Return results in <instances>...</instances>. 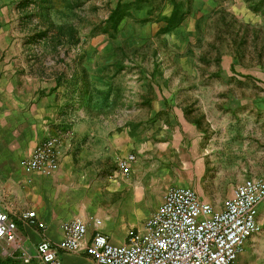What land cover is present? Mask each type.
<instances>
[{
  "label": "rangeland",
  "instance_id": "1",
  "mask_svg": "<svg viewBox=\"0 0 264 264\" xmlns=\"http://www.w3.org/2000/svg\"><path fill=\"white\" fill-rule=\"evenodd\" d=\"M163 1L0 0V101L32 105L54 97L47 108L68 121L53 124L62 129L49 138L57 137L62 143L77 131L80 141L86 142L87 134L93 132L98 142H92L90 148L95 153L102 143L99 135H113L121 127L116 124L118 119L133 116L134 109L123 105L140 95L151 97L152 87L160 83L193 86L197 93L182 94L192 101L216 98V93H201V86L234 85L239 87L238 99L264 102V0H176V22L186 23L174 32L178 40L175 49L167 42L156 43V31L151 28L172 8ZM172 9L173 13L175 7ZM141 37L146 38L143 44ZM156 53H175L183 60L171 75L166 72L156 78ZM182 65L195 70V76L184 75ZM228 94L231 91H226L225 97ZM260 106L252 110L256 115L250 123H258L264 115ZM98 118L105 122L111 118V123ZM73 119L76 124H71ZM261 143L257 142L255 150H237L239 159L246 162L249 155L262 152ZM226 144L233 147L232 141ZM115 165H109L114 172ZM171 167L181 170L183 165L178 162ZM254 175L261 174L214 173L213 179L222 178L224 186L193 189L198 195L224 199L231 191L226 188L227 181ZM195 181H200L198 175ZM155 193L152 189L145 202L137 205L141 209L137 224L144 223L159 206ZM124 207L132 209L135 204L126 202ZM262 219V231L246 243L236 264H264V214Z\"/></svg>",
  "mask_w": 264,
  "mask_h": 264
},
{
  "label": "crops",
  "instance_id": "2",
  "mask_svg": "<svg viewBox=\"0 0 264 264\" xmlns=\"http://www.w3.org/2000/svg\"><path fill=\"white\" fill-rule=\"evenodd\" d=\"M165 3L174 8L177 1L164 0L163 5ZM172 8L170 12L165 10L163 18L158 17V22L151 28L156 31V43L167 42L175 49L178 40H175L174 32L186 21L173 26L169 21ZM142 38L139 40L143 44L146 38ZM182 60L175 53H156L159 65L156 78L166 72L171 75L177 70V62ZM182 66L184 75L195 76V70ZM238 88L234 85L227 88L201 86V93H216V98L192 101L182 94L197 93L193 86L164 83L153 86L151 97L140 95L134 102L128 101L126 106L123 105V108L134 109L133 116L118 119L116 124L121 127L113 135L110 132L99 135L102 143L97 148L100 151L95 153L90 148L94 145L92 142H98L91 131L86 142L80 141L77 131L72 132V137H64L60 143V166L51 177H28L19 163L40 141L60 134L56 132L62 128L55 129L53 124L67 123L68 119H60L56 112L47 108L53 104L50 100L54 101V97L42 98L32 105L29 102L0 101V208L15 220L20 238L14 245L0 243V264H39L38 245L48 241L56 246L64 237V225L75 220L88 225L84 244H90L98 230L111 243L124 244L131 229H144L147 214L145 222L137 224L136 217L141 212L137 205L145 202L152 189L156 190L155 196L157 194L160 204L163 193L171 186L218 189L224 180L213 179L214 173L261 174L244 179L238 176L227 181L226 188L231 191L224 199L199 194L216 210L223 209L224 201L233 195L241 182L264 173V102L238 99L239 95H235ZM226 91H231L227 97ZM258 105H261L263 116L258 123H250L249 119L256 115ZM51 109L56 111L53 107ZM98 119L111 123V118H106V122L104 118ZM76 122L73 119L71 124ZM231 141L232 148L226 144H231ZM242 141L246 145H242ZM258 141L262 142L259 150L263 151L249 155L246 162L241 161V153L237 150L258 149ZM130 154L135 155L136 160L128 176L111 170V165L117 163L115 166L118 168V163ZM229 156L236 157V161L226 160ZM99 160L100 165H94ZM178 162L183 165L181 170L171 167ZM196 175L200 178L198 182L195 181ZM126 202L135 204V207L125 208ZM27 212L35 214L34 223L23 219ZM154 212L152 210L150 216ZM262 214L264 205L260 206L258 218L263 227ZM96 220L102 222L100 227L95 224ZM24 253L28 255L27 259ZM58 258L62 264H97L83 251L59 250Z\"/></svg>",
  "mask_w": 264,
  "mask_h": 264
},
{
  "label": "built area",
  "instance_id": "3",
  "mask_svg": "<svg viewBox=\"0 0 264 264\" xmlns=\"http://www.w3.org/2000/svg\"><path fill=\"white\" fill-rule=\"evenodd\" d=\"M60 139L40 143L19 165L25 175L51 177L60 166ZM133 154L118 163L123 176L131 173ZM264 205V173L248 178L216 210L198 193L186 187H169L143 230L131 229L124 244L115 245L101 231H96L90 244H84L88 225L75 220L64 225V237L56 246L43 241L37 247L39 264H62L58 251L79 252L91 256L97 264H236L246 243L259 234L260 206ZM23 219L35 222L27 212ZM100 227L102 222L96 220ZM18 226L0 208V243L17 244ZM27 259V254H23Z\"/></svg>",
  "mask_w": 264,
  "mask_h": 264
},
{
  "label": "trees",
  "instance_id": "4",
  "mask_svg": "<svg viewBox=\"0 0 264 264\" xmlns=\"http://www.w3.org/2000/svg\"><path fill=\"white\" fill-rule=\"evenodd\" d=\"M177 10H178V9H177V5H176L175 10H174V12L172 13V16L169 18V19H170L169 21L172 23L173 26H179L180 23H181V22H179V23L176 22V14H177ZM173 26H172V27H173Z\"/></svg>",
  "mask_w": 264,
  "mask_h": 264
}]
</instances>
